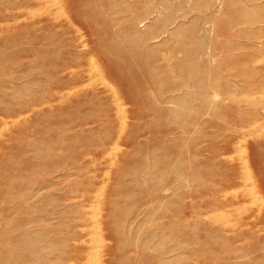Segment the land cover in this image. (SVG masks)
I'll return each mask as SVG.
<instances>
[{"label":"rangeland","instance_id":"374dc122","mask_svg":"<svg viewBox=\"0 0 264 264\" xmlns=\"http://www.w3.org/2000/svg\"><path fill=\"white\" fill-rule=\"evenodd\" d=\"M0 264H264V0H0Z\"/></svg>","mask_w":264,"mask_h":264},{"label":"bare ground","instance_id":"6f19581e","mask_svg":"<svg viewBox=\"0 0 264 264\" xmlns=\"http://www.w3.org/2000/svg\"><path fill=\"white\" fill-rule=\"evenodd\" d=\"M98 236V235H97ZM91 259V258H90ZM93 262V261H92Z\"/></svg>","mask_w":264,"mask_h":264}]
</instances>
